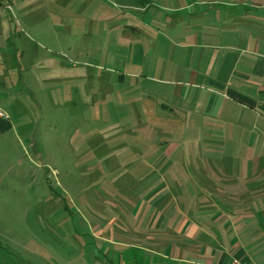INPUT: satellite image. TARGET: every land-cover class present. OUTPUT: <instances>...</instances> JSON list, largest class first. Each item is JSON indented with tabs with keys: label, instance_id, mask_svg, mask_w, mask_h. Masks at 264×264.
<instances>
[{
	"label": "rangeland",
	"instance_id": "374dc122",
	"mask_svg": "<svg viewBox=\"0 0 264 264\" xmlns=\"http://www.w3.org/2000/svg\"><path fill=\"white\" fill-rule=\"evenodd\" d=\"M134 1L0 0V264L155 258L110 239L145 226L139 152L128 148L140 104L106 69L119 66L116 39L132 10L123 6ZM160 129L140 143L172 138ZM196 137L178 139L196 146Z\"/></svg>",
	"mask_w": 264,
	"mask_h": 264
},
{
	"label": "crops",
	"instance_id": "0c3cea01",
	"mask_svg": "<svg viewBox=\"0 0 264 264\" xmlns=\"http://www.w3.org/2000/svg\"><path fill=\"white\" fill-rule=\"evenodd\" d=\"M134 2L106 69L140 104L128 148L145 226L110 239L155 256L146 264H264V0ZM160 126L171 139L140 143Z\"/></svg>",
	"mask_w": 264,
	"mask_h": 264
},
{
	"label": "built area",
	"instance_id": "2783aa9c",
	"mask_svg": "<svg viewBox=\"0 0 264 264\" xmlns=\"http://www.w3.org/2000/svg\"><path fill=\"white\" fill-rule=\"evenodd\" d=\"M1 117L7 118V114L0 109V118ZM229 264H245V263L241 259L233 258Z\"/></svg>",
	"mask_w": 264,
	"mask_h": 264
}]
</instances>
